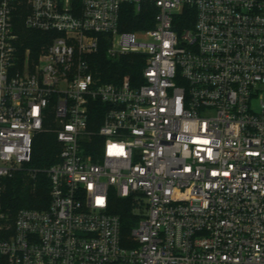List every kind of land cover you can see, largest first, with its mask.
Here are the masks:
<instances>
[{
  "label": "built area",
  "instance_id": "2783aa9c",
  "mask_svg": "<svg viewBox=\"0 0 264 264\" xmlns=\"http://www.w3.org/2000/svg\"><path fill=\"white\" fill-rule=\"evenodd\" d=\"M127 7L153 27L122 30ZM104 42L140 83L95 76ZM39 171L49 205L12 214L6 181ZM0 264H264V0H0Z\"/></svg>",
  "mask_w": 264,
  "mask_h": 264
},
{
  "label": "trees",
  "instance_id": "16d2710c",
  "mask_svg": "<svg viewBox=\"0 0 264 264\" xmlns=\"http://www.w3.org/2000/svg\"><path fill=\"white\" fill-rule=\"evenodd\" d=\"M154 13L152 7L144 8L140 14H136L132 7H127L124 10L121 29L136 31L152 28ZM18 31L25 47L37 46L40 49L43 46L46 37L44 33L27 30L22 22ZM108 46V42L102 43L99 52L89 58L95 76L105 83H121L125 80L140 83L143 68L140 56L132 54L113 61L107 57ZM58 152L59 144L55 135L43 132L39 134L34 145L33 160L29 166L37 170L47 169L57 162ZM5 189L3 203L12 214L21 208L44 209L49 205V178L43 171L37 173L35 180L19 172L6 181ZM110 211L120 216L123 236L128 238L137 221L131 200H121L111 195Z\"/></svg>",
  "mask_w": 264,
  "mask_h": 264
},
{
  "label": "rangeland",
  "instance_id": "374dc122",
  "mask_svg": "<svg viewBox=\"0 0 264 264\" xmlns=\"http://www.w3.org/2000/svg\"><path fill=\"white\" fill-rule=\"evenodd\" d=\"M23 45H24V42H23ZM26 48H30V49H32L34 52H36V51H38L39 49H38V47L37 46H34V47H25L24 46V49H26ZM5 191H6V189H5ZM133 205V204H132Z\"/></svg>",
  "mask_w": 264,
  "mask_h": 264
}]
</instances>
